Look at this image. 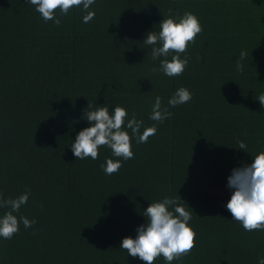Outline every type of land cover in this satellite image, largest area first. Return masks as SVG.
<instances>
[{"label":"trees","instance_id":"obj_1","mask_svg":"<svg viewBox=\"0 0 264 264\" xmlns=\"http://www.w3.org/2000/svg\"><path fill=\"white\" fill-rule=\"evenodd\" d=\"M91 7L88 23L74 8L58 13L55 25L27 0H0V196L30 189L17 215L36 220L0 238V264H146L120 242L135 237L150 202L176 194L193 210L196 239L172 264H257L264 231H245L224 205L231 169L264 150L257 100L264 94V0H96ZM186 11L202 26L180 54L188 65L174 77L153 71L159 59L143 43L146 34ZM179 87L192 99L169 107L162 123L150 120L155 97L167 105ZM88 102L119 105L146 127L157 124L147 143L132 141L134 157L112 175L101 168L111 157L107 147L95 160L76 159L70 148L89 126Z\"/></svg>","mask_w":264,"mask_h":264},{"label":"clouds","instance_id":"obj_2","mask_svg":"<svg viewBox=\"0 0 264 264\" xmlns=\"http://www.w3.org/2000/svg\"><path fill=\"white\" fill-rule=\"evenodd\" d=\"M34 7L40 17L53 24L61 23L59 15H67L70 10L79 8L83 13L82 22L88 23L95 16L91 7L96 0H27ZM158 31H149L143 43L150 46L153 60L159 59V67L153 68L165 76H179L189 63L186 53L189 43L202 31L199 18L192 12L183 15H169L159 22ZM247 53L241 52L236 59V70L242 72ZM171 56L170 59L168 57ZM163 57V59H160ZM192 99L191 91L186 87H179L168 98L167 105H162L160 96H156L151 107L149 119L162 123L172 116L169 107H176ZM264 108V94L257 99ZM83 119L88 127L80 130L70 146L76 159H97L101 146L111 150V157L106 158L101 165L106 175H112L122 167V162L134 157L132 141L147 143L148 138L157 131V124L150 127L135 115L129 118L125 107L108 103L93 105L88 102L84 109ZM143 129V131H141ZM239 148L245 149L243 141ZM226 187L230 190V198L224 205L231 213L232 220L238 222L248 232L264 231V150L251 156V163H244L234 167L227 177ZM31 195L30 189L15 198L0 196V238L11 239L19 231L22 223L29 228L36 223L35 218L29 220L23 215H17L25 206ZM191 209L181 198L165 195L152 201L143 210L145 222L135 229V237H124L120 248L126 250L127 256L139 258L146 264H153L154 260L162 256L165 264L180 261L195 247L196 232L191 224ZM257 264H264V256L257 257Z\"/></svg>","mask_w":264,"mask_h":264},{"label":"rangeland","instance_id":"obj_3","mask_svg":"<svg viewBox=\"0 0 264 264\" xmlns=\"http://www.w3.org/2000/svg\"><path fill=\"white\" fill-rule=\"evenodd\" d=\"M219 193L221 192V193H225V191H218ZM228 193V192H227Z\"/></svg>","mask_w":264,"mask_h":264}]
</instances>
